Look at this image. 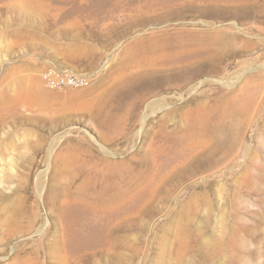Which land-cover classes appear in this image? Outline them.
I'll list each match as a JSON object with an SVG mask.
<instances>
[{
    "label": "rangeland",
    "instance_id": "obj_1",
    "mask_svg": "<svg viewBox=\"0 0 264 264\" xmlns=\"http://www.w3.org/2000/svg\"><path fill=\"white\" fill-rule=\"evenodd\" d=\"M175 24L198 28L191 40L215 35L201 56L215 71L181 99L174 88L155 89L147 101L167 96L166 106H155L114 147L113 159L139 167L155 151V132L179 137L209 99L225 101L227 117H208L199 147L176 155L163 178L138 181L119 219L86 222L72 204L81 179L72 164H61V152L78 156L72 138L91 140L101 152L96 99L122 96L123 70H160L148 64L142 40L150 36L153 44V33ZM218 38L226 44L215 58ZM47 69L87 83L47 88ZM258 87L264 0H0V264H264V98L257 108L252 100Z\"/></svg>",
    "mask_w": 264,
    "mask_h": 264
},
{
    "label": "bare ground",
    "instance_id": "obj_2",
    "mask_svg": "<svg viewBox=\"0 0 264 264\" xmlns=\"http://www.w3.org/2000/svg\"><path fill=\"white\" fill-rule=\"evenodd\" d=\"M171 26V29L164 28L153 33L157 39V41L153 40V44L148 41L151 39L150 36L142 40L147 43L148 64L154 63L155 67L160 70H123L126 83L122 96L116 100L113 99V96L96 99L94 110L103 109L100 111L102 112L101 116H99L100 112L95 111L98 124L102 125L99 136L102 141L99 144L101 152L93 149L91 140L89 144L75 138L72 140L74 139L76 145H80L74 151L78 156L76 158H74L75 155L67 157L64 155L67 154L65 151L61 152L63 161H60L61 164L63 166L72 164L75 177L81 179L82 189H77V193L73 195L72 204L83 209L86 222L94 223L102 218L119 219L122 215V207L135 192L138 181L143 183L151 179L158 181L163 178L167 169H173V164L170 162L176 155H192L195 148L199 147L198 140L202 128L207 124L208 117L216 115L218 116L216 120H222L228 104L221 98L216 103L209 99L207 107L199 112L201 121H198V118L191 120L188 128L179 137L168 134L162 128L154 133L152 139H154L153 144H156L155 151L154 153L150 151L149 160L147 153L144 161L139 164L143 173H137L139 168L137 165L130 167L126 164V160L115 161L113 159L114 156L119 155V149L114 147L122 144L134 127L139 124L142 127L146 115L152 114L156 109L155 106L160 108L166 106L167 96L160 100L147 101L155 89L163 91L174 88L181 92L179 96L181 99L185 89L191 91L197 86L206 84L208 80L202 78L203 73L215 71L209 70L213 68L210 62L201 59V56L211 47L215 35L213 33L207 36L203 35L204 42H200L191 40L199 32L198 28L179 27V24ZM225 44L223 38L216 40L212 50L215 58H217L219 49ZM223 71L225 70H218L217 73L221 74ZM252 81V77L248 78L247 88L250 87ZM209 95L214 96L213 94ZM262 98H264V87H258L252 98L256 108ZM144 106L145 112H142ZM242 121L246 124L250 123L246 117H243ZM188 129L193 131L189 132ZM86 222L84 223L86 224Z\"/></svg>",
    "mask_w": 264,
    "mask_h": 264
},
{
    "label": "built area",
    "instance_id": "obj_3",
    "mask_svg": "<svg viewBox=\"0 0 264 264\" xmlns=\"http://www.w3.org/2000/svg\"><path fill=\"white\" fill-rule=\"evenodd\" d=\"M41 80L47 88L61 90L64 88H80L86 85V80L68 74H61L54 69H47L41 74Z\"/></svg>",
    "mask_w": 264,
    "mask_h": 264
}]
</instances>
